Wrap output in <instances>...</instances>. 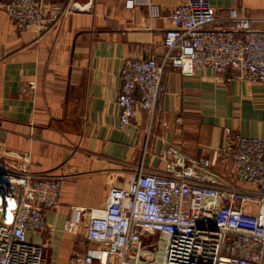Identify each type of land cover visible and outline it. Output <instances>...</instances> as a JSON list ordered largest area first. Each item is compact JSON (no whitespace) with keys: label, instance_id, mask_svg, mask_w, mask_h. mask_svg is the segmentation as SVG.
I'll use <instances>...</instances> for the list:
<instances>
[{"label":"crops","instance_id":"1","mask_svg":"<svg viewBox=\"0 0 264 264\" xmlns=\"http://www.w3.org/2000/svg\"><path fill=\"white\" fill-rule=\"evenodd\" d=\"M0 0V157L27 152L34 175L62 179L59 206L47 229L29 239L47 264H70L90 248L85 225L65 232L82 210L104 208L108 188L127 183L140 164L163 169L175 147L209 157L229 133L264 142V84L228 80L212 68L185 77L167 65L154 113L118 128L121 72L126 58L165 55L163 16L186 0H72L71 12L48 32L15 30ZM65 2V0H49ZM224 25L228 10L264 30V0H209Z\"/></svg>","mask_w":264,"mask_h":264},{"label":"built area","instance_id":"2","mask_svg":"<svg viewBox=\"0 0 264 264\" xmlns=\"http://www.w3.org/2000/svg\"><path fill=\"white\" fill-rule=\"evenodd\" d=\"M72 0H7L2 8L15 30L57 28ZM165 55L126 58L117 96L118 128L143 111L154 113L167 65L185 77L201 68L264 84V30L237 9L224 25L209 0H186L163 16ZM163 169L140 164L125 184L108 188L104 208L82 210L63 229L85 225L90 248L70 264H264V142L229 133L209 157L189 158L175 147L160 157ZM27 152L0 157V264H47L29 239L46 231L59 206L62 179L34 175Z\"/></svg>","mask_w":264,"mask_h":264}]
</instances>
